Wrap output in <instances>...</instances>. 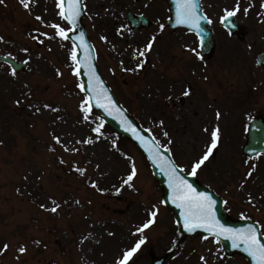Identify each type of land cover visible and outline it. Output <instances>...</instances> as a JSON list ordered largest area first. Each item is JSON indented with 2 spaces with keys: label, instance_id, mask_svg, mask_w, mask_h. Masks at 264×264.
Instances as JSON below:
<instances>
[{
  "label": "rangeland",
  "instance_id": "obj_1",
  "mask_svg": "<svg viewBox=\"0 0 264 264\" xmlns=\"http://www.w3.org/2000/svg\"><path fill=\"white\" fill-rule=\"evenodd\" d=\"M57 4L58 0H30L25 9L20 0H0V53L29 60L16 75L0 66V249L10 244L0 254V264H117L141 235L145 243L128 263L149 264L177 241L178 228L137 146L114 134L92 109L84 120L81 103L86 99L73 73V45L49 26L72 30L59 16ZM84 4L83 23L101 75L178 166L190 172L210 142L203 129L220 127L221 144L196 177L223 197L231 217L257 222L264 237V155L248 159L241 151L250 117L264 116V87L257 72L252 70L254 79L238 78L251 67L235 63L237 77H232L224 58L202 65L185 52L183 45L194 47L191 38L168 35L167 29L157 32L158 23L130 33L126 9L149 4L163 18L161 0H84ZM155 33L158 41L141 58L146 61L143 68L129 71L138 62L133 53L145 48ZM37 36L43 43L33 39ZM186 90L190 95H183ZM217 110L222 114L219 120ZM101 122L102 135L97 138L92 128ZM54 136L61 137L62 144ZM88 138L94 142L81 143ZM133 165L134 187H122ZM77 168L85 170L83 175ZM53 200L60 205L56 212L49 210ZM152 211H157L155 222L142 234L137 232ZM20 245L27 248L23 254ZM202 256L207 264H248L238 254H225L216 239L200 237L186 239L165 264H205Z\"/></svg>",
  "mask_w": 264,
  "mask_h": 264
},
{
  "label": "snow or ice",
  "instance_id": "obj_2",
  "mask_svg": "<svg viewBox=\"0 0 264 264\" xmlns=\"http://www.w3.org/2000/svg\"><path fill=\"white\" fill-rule=\"evenodd\" d=\"M20 3L23 5L25 9L30 8V0H20ZM81 0H58L57 7L60 8L59 16L61 19L67 21L70 24L75 25L77 22V17L80 14L79 5ZM251 7V6H250ZM264 8V3L261 5ZM198 2L197 0H177V11H176V22L178 24H187L190 25L194 29L200 28L201 20H208L207 16H202L198 14ZM240 11L239 0L235 7L231 10L225 9V15L221 17V23H225L229 21V18L234 17L237 12ZM249 8H245L244 12L247 15ZM37 19H41L37 17ZM211 23V20H208ZM56 29V36L61 37L62 39H70L69 31L65 28L61 27L59 24L49 25ZM234 26V25H233ZM161 30H163V25L160 26ZM202 31V29L200 30ZM199 34V33H198ZM43 36L51 39L53 37L49 36L47 33H43ZM83 38V33L80 34V39ZM33 39L38 40L40 43H43V40H40L39 37H33ZM0 40H3V37H0ZM155 41V37L152 38L151 41L145 46L143 49H138L133 53V58L137 59V65L134 69H128L129 71H136L138 69L143 68L145 60L141 58L146 57V53L150 52L153 48V44ZM79 47L83 48L84 45L81 44ZM23 51L27 52L28 49H23ZM193 52H196L195 49H192ZM196 55L199 59L203 60V57L196 52ZM70 59L75 64H80V60L78 59V50L77 47L74 46L71 53ZM28 61H25L26 64ZM258 64H264V58L258 59ZM84 66L88 69V73L90 76L89 86L91 88V94L87 97L86 100L81 103V110L84 112V120L89 119V113L91 109V103L93 100L96 101V106L103 108L109 115L112 114L113 111H119L116 107L115 101L112 100L111 95H109L108 90L103 87V81L95 74L93 65L90 59L85 60ZM73 73L77 76L80 74V68H73ZM12 74L16 75V69L12 70ZM78 87L81 91H85V86L83 83H80ZM184 96L190 95V90H186L183 93ZM103 101V102H102ZM20 101H17L19 104ZM45 108H51V105L45 104ZM54 111H58V109H53ZM36 111H40L37 107ZM222 114L217 110L216 119L219 120ZM161 126L163 125V121H160ZM103 127V123L101 122L96 127L92 128L94 133H97V138H99L101 133V128ZM204 132L209 133L210 142L205 145V151L203 154L197 158L191 166V171L189 175L195 176L197 175V171L201 169L202 165L205 164L206 161L209 160V157L213 155L214 151L221 144V129L219 126H215L212 129L204 128ZM137 139L141 142V144L146 148L147 151L152 153L156 159H161L164 161L162 164V170H166L169 176V188L172 190L171 199L174 203H176L177 207H180L184 210V221L185 226L188 228V231H193L197 227H206L209 232H213L218 236H225L232 240L233 246L236 248L241 247L243 244L244 250L253 258L255 264H264V240L261 239V234H259L256 228L253 225H248L246 229L243 230H234L231 228L225 227L223 224L219 222L215 214V202L213 201L211 195L208 193L198 192L192 185L185 179L183 175L180 174L181 169L178 165H176L173 161L168 160L164 157L163 151L159 144V141H156L153 137L150 142L146 137L140 135L139 133H134ZM165 137L169 136L167 131L163 132ZM56 143L62 144V139L59 136L53 137ZM94 141L91 138H88L81 143H93ZM169 144L172 143L169 138ZM65 150L78 151V149H69L65 146ZM82 175L84 173V169H76ZM254 167L247 173L248 177L252 176V172L254 171ZM137 175V169L133 165L131 173L123 179L122 187L127 185L128 187H134L131 183L134 177ZM93 187H97L95 182L92 184ZM19 191V189L17 190ZM117 193L120 189L116 190ZM253 200L251 193H249V202L251 203ZM79 203V201H77ZM53 207L49 209L51 212H56L60 205L53 200ZM41 208H45L44 204L40 205ZM157 216V211H152L150 213V219L147 220L142 226L137 228V232L143 233L145 229H147L150 225L155 222V218ZM146 238L141 235V238L138 240L136 245L130 249L129 251L124 253V256L117 261V264H127L129 257L136 252L142 244L145 243ZM10 247V244L5 243L3 248L0 249V254L6 252ZM18 251L23 254L27 251L25 245H20ZM201 260L207 264V260L205 257H201Z\"/></svg>",
  "mask_w": 264,
  "mask_h": 264
},
{
  "label": "water",
  "instance_id": "obj_3",
  "mask_svg": "<svg viewBox=\"0 0 264 264\" xmlns=\"http://www.w3.org/2000/svg\"><path fill=\"white\" fill-rule=\"evenodd\" d=\"M169 3L171 4V8L173 13L176 14L177 11V0H168ZM198 2V0H197ZM199 5V4H198ZM79 11L80 14L77 17V22L75 25L71 24L72 27L75 29L74 33H69L71 41L75 44L78 50V59L80 60V64H78V68H80V74L79 77L82 81V83L85 86V93L87 94V97L91 94V88L89 86V73L88 69L84 66L85 60L90 59L95 74L100 78V80L103 81L101 78L97 67L95 63V56H94V51L87 39L86 31L81 23V17L83 16V7L81 6V3L79 5ZM199 12V9H198ZM199 14V13H198ZM201 15V14H199ZM130 22L135 23V20L133 17H130ZM175 26H187L188 28H192L190 25L187 24H178L176 22V17L175 21L173 23ZM206 23L201 20L200 21V30L202 27L204 28L203 32H206ZM194 29V28H192ZM83 33V38L80 39V34ZM202 34V33H200ZM83 44L84 47L81 48L79 45ZM212 46V41H211V34L207 31L205 34V39H204V51L205 53H208L211 50ZM210 54V53H208ZM1 60H6L9 61V63L13 66L16 71L21 70L22 64H16L13 61H10L9 58L7 57H1ZM103 87L108 90L109 95H111L112 100L115 101L116 107L119 109V111H113L111 115H109L108 112H106L103 108L97 107L96 106V101L93 100L91 103V107L97 110L104 118L106 123L118 134H120L122 137H125L129 140L134 141L138 147L146 154L151 167L152 171L154 174L155 179L161 184L162 189H163V200L165 204H167L171 210L173 211V214L175 215V219L177 224L179 225V230L180 233L182 234L183 238L185 236H195L198 234H201L203 236H216L224 250L227 253H232L234 251H237L244 255L250 264H255V261L253 258L244 250L243 244L241 247L236 248L233 246L232 240L229 238H226L225 236H218L215 235L213 232H209L206 227H197L193 231H188V228L185 226V221H184V210L180 207H177L176 203H174L171 199L172 196V190L169 188V176L166 172V170H162V164L164 163L163 160L161 159H156L152 153L146 150V148L141 144V142L137 139L136 135L134 133H139L140 135H143L146 137L150 142L152 141L153 137L143 130L137 122L129 115L126 113V111L118 104L112 93L110 92L109 88L106 86L105 82L103 81ZM103 102V101H102ZM163 155L165 158L168 160H171V156L169 155L168 152L163 150ZM243 151L244 153L248 154L249 156H253L258 152H264V121L263 119L259 116L255 118L247 132V141L246 144L243 146ZM181 175L185 177V179L192 185L193 188H195L198 192L202 193H208L211 195L213 201L215 202L214 208H215V214L217 218L219 219V222L223 224L227 228H231L234 230H243L246 229L248 225H253L257 232L258 228L255 224L250 223L249 221H242V222H235L227 218L226 214L223 212L222 207H221V199L218 198L215 194L211 193L210 191L204 189V187L200 186L193 176L191 175H184L182 172H180ZM262 239V238H261ZM174 251V247L170 249L167 253H165L162 257L156 258L152 260L151 264H163L164 260L168 255H170Z\"/></svg>",
  "mask_w": 264,
  "mask_h": 264
},
{
  "label": "flooded vegetation",
  "instance_id": "obj_4",
  "mask_svg": "<svg viewBox=\"0 0 264 264\" xmlns=\"http://www.w3.org/2000/svg\"><path fill=\"white\" fill-rule=\"evenodd\" d=\"M236 3L237 0H200L203 13L208 17V20H211L209 24L215 42L212 59L220 61L224 58L223 60L228 63L232 77H237L235 63L239 64L240 68L244 62H247L251 67L249 73H239L238 78L254 79L252 74V70H254L264 87V64H258V59L264 58V8L261 7L264 0H239L240 11L234 17L229 18V21L221 23L225 9H233ZM148 5L145 4L143 9H135V13L153 20L156 18L163 19L165 22L169 20L170 12L166 4L165 17L163 18H161L162 14H158L155 9H150ZM245 8H249L247 15L244 12ZM164 29H167L168 34L178 32V30L172 32L167 26ZM145 30L146 28H140L136 31L144 32ZM181 32L190 36L198 48V40L194 34H190L184 29ZM231 64L235 67L231 68ZM224 78L228 80L227 75Z\"/></svg>",
  "mask_w": 264,
  "mask_h": 264
}]
</instances>
